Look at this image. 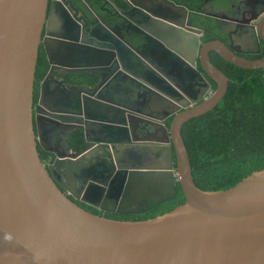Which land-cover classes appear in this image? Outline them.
Returning <instances> with one entry per match:
<instances>
[{"label":"water","instance_id":"95a60500","mask_svg":"<svg viewBox=\"0 0 264 264\" xmlns=\"http://www.w3.org/2000/svg\"><path fill=\"white\" fill-rule=\"evenodd\" d=\"M149 3L153 5L154 1ZM157 3L158 11L147 12L158 26L155 30L152 24L145 27L149 33L145 36L152 34L170 45L172 34L182 33L188 37L184 47H192V57L158 43L157 55L159 52L165 57L160 63L148 62L143 52L141 58L127 61L113 45L73 44L77 40L70 27L61 35L55 33L51 20H47L49 0H0V264H264V169L229 189L202 190L194 181L182 135L186 122L212 110L227 93L229 78L212 63V51L248 70L264 68V59H242L233 47L219 40L200 47L202 31L187 24L189 11L169 0ZM59 39L70 42L62 47L56 43ZM48 41L57 44L63 55L77 57L78 65L88 69L78 71L71 67L75 63L59 62L52 56ZM41 44L47 50L49 70L40 82L39 101L34 108ZM134 51L128 49L130 54ZM199 51L201 69L217 84L205 99L211 85L196 69ZM60 68H67L68 74L91 73L97 84L90 90L86 85L74 87L64 81L70 86L62 88L57 78ZM175 68L198 76L197 83L204 88L194 79L192 89H201L200 94H190L186 89L180 93L171 87L169 71ZM118 69L155 94L140 111L144 115L141 128L148 133L145 137H118L116 120L110 116L105 121L104 111L98 106L106 107L111 114L122 108H117L112 98L97 94L92 100L86 96L114 81ZM144 69L148 71L141 75ZM51 89L56 93H49ZM41 108L46 112L40 113ZM123 109L128 115L124 130L129 135L135 131L132 115L138 110L132 104ZM91 110L97 112L96 120H92ZM77 113L83 118H75ZM172 116L167 127L165 120ZM44 121L55 129L68 130L64 152L45 146ZM94 125L111 128L115 139L111 140L113 153L103 151L102 165L97 163V150L90 140ZM75 130L84 135L82 152L67 146ZM39 145L53 154L46 164ZM94 172L105 174L96 178ZM55 173L72 175L79 189L75 192L73 187L63 185ZM115 182L121 188L119 213H123L122 207L140 205L148 195L153 206L127 212L150 210L175 198L177 183L185 202L147 220H114L80 207L58 186L60 183L74 197L104 210L101 204Z\"/></svg>","mask_w":264,"mask_h":264},{"label":"flooded vegetation","instance_id":"af4514ba","mask_svg":"<svg viewBox=\"0 0 264 264\" xmlns=\"http://www.w3.org/2000/svg\"><path fill=\"white\" fill-rule=\"evenodd\" d=\"M149 1L150 0H49L47 20H51V26L53 27L55 33L59 35L63 34L64 30L67 29L66 27H70L73 31L72 36L75 38V40H77L73 44H79L81 41H84L86 45L93 42L113 45L115 49L121 52L122 57L127 61L133 57L141 58L142 56L140 54L143 52L148 62H154L155 64L160 63L164 56H161L159 52L157 55V49H159V45H157L158 43L165 45V47L172 51L173 47L178 48L188 57H192L194 54L193 49L192 47H184L188 37L182 33H173L172 38H170V45L165 44L152 34L145 36V33H148L144 29L145 27L152 24V28L155 30L158 26L154 21H152L153 17H151L147 11H158L159 7L157 1L161 0H153V5H151ZM169 1H172L179 6L185 7L189 11L188 18H186L187 24L190 27H196L202 31V34L199 35L200 47H202V45L208 41L219 40L228 47H233V49H235V54L242 59L250 61L264 59V0ZM178 18L182 19V17ZM44 37L45 34H43V38ZM181 40L184 43H181ZM66 42L70 41L63 39L56 41V43L62 47L67 46ZM53 43V41H48L47 46H49V48L52 50V56L59 62L63 64H65V62L75 63L77 65L71 67H74V69L78 71L84 70L86 68L88 69V67H82L78 65L79 60L77 57L72 59L71 57L63 55L59 46ZM52 44L54 47L51 46ZM148 46L150 47L148 48ZM129 48H133L136 54H130V52H128ZM39 53L43 54L46 61L48 62V54L44 44H41ZM199 55L200 51L198 52L197 56L196 69L202 72L211 85V87L208 89L209 93L204 97L205 99L213 94L217 88V84L201 69ZM214 55L218 54L212 51L210 53L212 63V57ZM219 57L222 58L221 56ZM263 69L264 68L257 69V71ZM67 70V68H60L57 72V78L59 80L58 82H60L62 88H69L70 84H72V86L86 85L85 87H88L87 89L92 90L91 88L95 87L97 84V81L95 83H91V76H94L91 73L68 74L66 73ZM147 71V69H144L141 71V75H144ZM169 74L173 79V81L169 82V84H171V87L176 91H180V93H182L181 89H186L188 93H195L198 95L202 91L201 89L204 88L203 84L201 85V83H197L198 79H196V77L198 76L196 74L190 73L186 75L181 71L179 72L176 68L174 70L171 69ZM194 79H196L197 85H201V89L198 91L192 89V86L195 83ZM64 81H67L70 84ZM215 85L216 87H214ZM170 91L172 92V90ZM58 92L59 91H57V93ZM49 93L55 94L56 91L51 89ZM74 93L77 95L75 91ZM39 94L40 85L38 92L36 87L34 89V108L38 105ZM97 94L114 99L116 102V107L122 108L121 111H118L119 113L116 112L115 114H111L110 110L106 109V107L98 106L99 110L102 108L104 111L103 115L105 116V121L110 120V116L116 120L117 124H115V128L118 132V137H123L126 135V137L129 136V139H133L134 136L145 137L148 135V133H146L141 128L142 124H140V120L144 119V115L141 114L140 111L145 110L148 102L154 98L155 94H153L151 90H146L139 82L136 83L134 80H130L128 73L125 74L121 71V69H118L114 73V81H111L109 85L106 84L102 88L94 91L92 95L86 96H88L87 98L93 100L96 98ZM81 96L83 95L81 94ZM79 99L81 103H83L84 98L81 97ZM184 101H187V99L185 98ZM128 104H132L133 107L138 110L136 113H134L135 116L132 115V125L136 126L134 127L135 131L133 130L134 133H129V135H127L128 132H125L127 130H124V123L128 121V115L123 109L124 106ZM75 106L76 104H74V107ZM77 109L79 111V108ZM44 112L46 111L41 108L40 113ZM35 115L36 112H34V121ZM80 115V113H77L73 116L77 119H82L83 116ZM91 115L93 116L92 120H96V117L94 116H98L97 112L91 110ZM173 117L174 116L167 118L165 123L168 121V119ZM44 125L47 127V133H43L42 136L47 149H55L58 152H64L66 147L65 135L67 134L68 130L63 127H57L55 129L53 124L47 122H45ZM52 128L54 129L53 131L51 130ZM91 130L92 132L90 135V140L94 144L93 150H97L95 156H97L98 161H95L102 165L101 163L105 160L103 151L109 150L112 152L111 145L113 143L111 144V140L115 141V139L111 137L113 132L111 128H105L102 125H94L92 126ZM38 149L40 152V157L45 164L50 161V159L54 158L49 157V159H45L40 151L43 150V148L39 145ZM47 153H49L50 156H53V154L50 152ZM94 173L96 178H102L105 174V172ZM115 175L116 173L113 176ZM55 178L61 181L63 185L66 184L67 187H73L75 192L77 191V188L79 189V186L77 185L78 182L73 179L72 175L65 176L60 173H55ZM118 185L120 184L115 182L113 187L110 189L108 187L109 190H107L106 197L103 199V203L101 204L104 210H100L99 208H95L83 202L81 199L74 197L60 183H58V186L68 195V197L85 210L94 209L106 213L134 217L154 208L152 207V209L145 211L139 210L133 213L127 212L142 207L153 206L154 201L150 199L148 195V197H145L142 200L140 205L124 208L122 207L123 213H119L118 209L121 200V188Z\"/></svg>","mask_w":264,"mask_h":264},{"label":"trees","instance_id":"16d2710c","mask_svg":"<svg viewBox=\"0 0 264 264\" xmlns=\"http://www.w3.org/2000/svg\"><path fill=\"white\" fill-rule=\"evenodd\" d=\"M212 60L229 78L227 93L212 110L182 126L194 181L206 191L229 189L253 172L264 169V69H243L218 55H214ZM48 70V62L39 53L35 74L37 92ZM96 81L97 78L91 76V83ZM171 120L166 122L167 127ZM67 146L74 152L84 151L83 132L73 131L67 139ZM40 151L45 159L51 157L49 153ZM177 190L175 198L134 217L94 209L87 211L114 220H147L183 204L185 196L179 183Z\"/></svg>","mask_w":264,"mask_h":264}]
</instances>
